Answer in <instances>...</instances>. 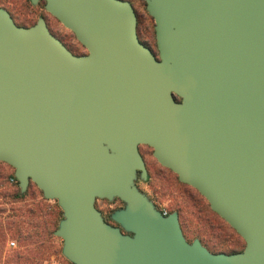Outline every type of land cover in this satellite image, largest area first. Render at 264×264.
Instances as JSON below:
<instances>
[{"label": "water", "instance_id": "obj_1", "mask_svg": "<svg viewBox=\"0 0 264 264\" xmlns=\"http://www.w3.org/2000/svg\"><path fill=\"white\" fill-rule=\"evenodd\" d=\"M39 0H30L36 4ZM87 50L0 7V162L55 200L72 264H264V0H43ZM244 240L211 252L135 185L139 145ZM98 198L124 203L104 221Z\"/></svg>", "mask_w": 264, "mask_h": 264}, {"label": "rangeland", "instance_id": "obj_2", "mask_svg": "<svg viewBox=\"0 0 264 264\" xmlns=\"http://www.w3.org/2000/svg\"><path fill=\"white\" fill-rule=\"evenodd\" d=\"M133 5L138 15V37L157 53L154 20L146 10L145 1L133 0ZM0 7L6 9L15 23L21 26H31L40 17L44 18L51 33L59 38L72 53L87 52L74 34L45 10L43 0H39L36 4H32L30 0H0ZM138 148L146 161L148 173L146 179L140 178L137 174L135 185L158 210H165L168 213L177 212L187 241L191 242L198 238L211 251L229 252L236 248H243L244 240L210 209L203 196L193 188L179 182L175 174L163 169L153 157L151 147L142 144ZM12 175H14V168L0 162V264H15V254L22 250L16 231L18 227L19 230L23 228L22 231L25 230V234L27 230H30L26 220L28 214L24 207H21L23 204L34 208L37 203H40L46 212L45 219L56 222L52 227L57 228L59 220L63 217L57 202L45 199L33 182H30L22 193H25L23 201L14 200L11 193L18 187V182L10 180ZM120 205L123 207L124 203L116 198L113 200L98 198L95 201V207L105 214L113 213ZM11 240L16 243L13 248L7 246ZM44 245L43 257L36 264H72L61 253V238L54 235L48 238ZM19 264L23 263L20 261Z\"/></svg>", "mask_w": 264, "mask_h": 264}, {"label": "trees", "instance_id": "obj_3", "mask_svg": "<svg viewBox=\"0 0 264 264\" xmlns=\"http://www.w3.org/2000/svg\"><path fill=\"white\" fill-rule=\"evenodd\" d=\"M11 177H14V175H12ZM11 197L16 201H23V199L25 198V193L22 194L20 192L19 187H17L16 190H14L11 193ZM43 200L45 199L43 198ZM21 207H24L25 212H27L28 214L27 217L26 215L25 217L27 220L28 229L30 228V230H27L28 232L26 231L25 234V230L22 231L23 228L22 230H19L18 227V230L16 232L18 233V238L20 240L22 250L17 251L14 257L15 258L14 262L15 264H19L20 261L23 264H36L43 257L44 253L42 252V250H44L43 248L45 247L44 245L45 241L48 240V238L50 237H54L53 232L56 229V227L55 226L52 227V225L55 224L56 222L45 219L46 212L43 210V206L40 203H37V205L34 206V208L28 207L26 204H23ZM243 248H236L226 253L239 252ZM207 249L211 251L209 248ZM211 252L217 253L224 251H211Z\"/></svg>", "mask_w": 264, "mask_h": 264}, {"label": "flooded vegetation", "instance_id": "obj_4", "mask_svg": "<svg viewBox=\"0 0 264 264\" xmlns=\"http://www.w3.org/2000/svg\"><path fill=\"white\" fill-rule=\"evenodd\" d=\"M127 1H129L130 3H131V5L133 6V8H134V5H133V0H127ZM134 11H135V8H134ZM135 15H136V20H137V23H138V15H137V13H136V11H135ZM147 146V145H146ZM149 147V146H148ZM140 155H141V157H142V159H143V161H144V164H145V167H146V171H147V166H146V161L144 160V158H143V156H142V154L140 153ZM156 160V159H155ZM156 162L158 163V161L156 160ZM163 169H165V170H167L169 173L171 172V173H173V174H175L174 172H172L170 169H168V168H166V167H164V166H162L160 163H158ZM148 173V172H147ZM139 174V173H138ZM176 175V174H175ZM176 179L178 180V178H177V175H176ZM179 181V180H178ZM180 182V181H179ZM182 183V182H181ZM182 184H184V185H186V186H189V185H187V184H185V183H182ZM189 187H191V186H189ZM191 188H193V187H191ZM194 189V188H193ZM194 190H196V189H194ZM197 191V190H196ZM198 192V191H197ZM202 196V195H201ZM116 199H118V198H116ZM120 207H122V205H120L118 208H120ZM117 208V209H118ZM101 212V214H102V217H103V219H104V221L105 222H107L108 224H110V225H112V226H114V227H119L120 228V230L121 231H123L122 230V228H121V226L116 222V221H114L113 219H112V216H111V213H109V214H105V212L103 213L102 211H100ZM215 213V212H214ZM167 214H169L168 212H166V215ZM216 214V213H215Z\"/></svg>", "mask_w": 264, "mask_h": 264}, {"label": "built area", "instance_id": "obj_5", "mask_svg": "<svg viewBox=\"0 0 264 264\" xmlns=\"http://www.w3.org/2000/svg\"><path fill=\"white\" fill-rule=\"evenodd\" d=\"M10 180H11V181H15V182L17 181L15 177H11ZM161 212H162V214L166 215V211H165V210H163V211H161ZM7 246L10 247V248H13V247L16 246V243H15V241L11 240V241H9V242L7 243Z\"/></svg>", "mask_w": 264, "mask_h": 264}]
</instances>
